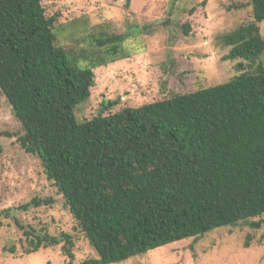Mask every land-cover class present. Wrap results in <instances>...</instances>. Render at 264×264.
Wrapping results in <instances>:
<instances>
[{
  "label": "trees",
  "instance_id": "1",
  "mask_svg": "<svg viewBox=\"0 0 264 264\" xmlns=\"http://www.w3.org/2000/svg\"><path fill=\"white\" fill-rule=\"evenodd\" d=\"M249 4L252 22L216 41L229 48L225 60H240L237 71L244 62L251 71L79 121L93 69L126 58L138 29L93 30L67 50L40 0H0V93L22 127L21 149L38 157L95 252L79 264H118L216 228L264 225L249 221L264 215V0ZM23 234L29 253L63 242L73 259L69 235Z\"/></svg>",
  "mask_w": 264,
  "mask_h": 264
},
{
  "label": "rangeland",
  "instance_id": "2",
  "mask_svg": "<svg viewBox=\"0 0 264 264\" xmlns=\"http://www.w3.org/2000/svg\"><path fill=\"white\" fill-rule=\"evenodd\" d=\"M40 1L46 16L55 19L58 44L67 50H78L82 37L93 30L139 31L123 45L126 58L93 69L90 97L75 109L79 121L225 83L251 71L248 62L237 71L240 60H225L229 48L216 41L252 22L250 0H130L127 6L126 0ZM257 26L264 39V21ZM114 100L117 104L103 110L104 103ZM22 135L0 93V264H79L95 258L38 157L21 149L17 139ZM33 199L51 203L34 206ZM260 219L264 215L249 221ZM24 231L69 235L73 259L63 252V242L29 253ZM118 264H264V225L254 229L241 222L216 228Z\"/></svg>",
  "mask_w": 264,
  "mask_h": 264
}]
</instances>
